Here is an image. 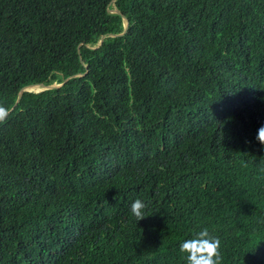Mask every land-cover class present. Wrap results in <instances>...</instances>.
<instances>
[{"label": "trees", "instance_id": "16d2710c", "mask_svg": "<svg viewBox=\"0 0 264 264\" xmlns=\"http://www.w3.org/2000/svg\"><path fill=\"white\" fill-rule=\"evenodd\" d=\"M0 106V264H264V0H0Z\"/></svg>", "mask_w": 264, "mask_h": 264}, {"label": "clouds", "instance_id": "9594fccd", "mask_svg": "<svg viewBox=\"0 0 264 264\" xmlns=\"http://www.w3.org/2000/svg\"><path fill=\"white\" fill-rule=\"evenodd\" d=\"M8 112L7 108L0 106V121L6 118ZM256 140L264 145V125L258 129ZM146 208L147 204L143 200L136 199L130 206L131 215L141 221L146 218ZM220 248V239L204 227L191 238L184 240L179 251L185 254L186 264H222Z\"/></svg>", "mask_w": 264, "mask_h": 264}, {"label": "water", "instance_id": "95a60500", "mask_svg": "<svg viewBox=\"0 0 264 264\" xmlns=\"http://www.w3.org/2000/svg\"><path fill=\"white\" fill-rule=\"evenodd\" d=\"M110 11H111V12L119 13V10H117V9H111ZM125 21H126V19H125ZM126 26H127V21H126L125 27H126ZM101 42H102V39H100V41H99V43H98V46L101 45ZM96 48H97V47H96ZM66 80H68V79H66ZM61 85H63V83H61V84H51V85H44V84H42V83H39V84H32V85H28V86H26V87H23V89H21V90L19 91V93H18V97H17V100H16L14 106H16V104L19 102V100H20V98H21V95H22V91H31V90H34L35 92H41V91H43V90H45V89L58 88V87H60ZM34 86L42 87V89H40V90H35V89L33 88ZM14 106H13V107H14Z\"/></svg>", "mask_w": 264, "mask_h": 264}, {"label": "rangeland", "instance_id": "374dc122", "mask_svg": "<svg viewBox=\"0 0 264 264\" xmlns=\"http://www.w3.org/2000/svg\"><path fill=\"white\" fill-rule=\"evenodd\" d=\"M35 90H40V89H42V87H39V86H34L33 87Z\"/></svg>", "mask_w": 264, "mask_h": 264}]
</instances>
